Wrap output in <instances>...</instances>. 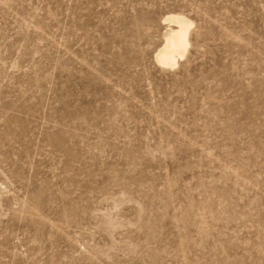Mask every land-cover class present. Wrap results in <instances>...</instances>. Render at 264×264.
I'll return each mask as SVG.
<instances>
[{
	"label": "rangeland",
	"instance_id": "obj_1",
	"mask_svg": "<svg viewBox=\"0 0 264 264\" xmlns=\"http://www.w3.org/2000/svg\"><path fill=\"white\" fill-rule=\"evenodd\" d=\"M0 264H264V0H0Z\"/></svg>",
	"mask_w": 264,
	"mask_h": 264
},
{
	"label": "bare ground",
	"instance_id": "obj_2",
	"mask_svg": "<svg viewBox=\"0 0 264 264\" xmlns=\"http://www.w3.org/2000/svg\"><path fill=\"white\" fill-rule=\"evenodd\" d=\"M163 21L170 28L163 34V43L155 54V60L163 67L174 68L178 60L187 54L192 22L182 14H169Z\"/></svg>",
	"mask_w": 264,
	"mask_h": 264
}]
</instances>
